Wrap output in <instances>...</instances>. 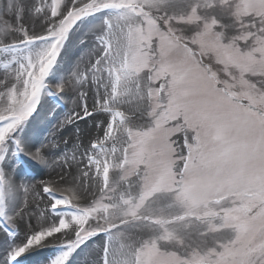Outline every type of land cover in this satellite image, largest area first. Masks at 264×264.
I'll return each mask as SVG.
<instances>
[{
	"label": "snow or ice",
	"instance_id": "1",
	"mask_svg": "<svg viewBox=\"0 0 264 264\" xmlns=\"http://www.w3.org/2000/svg\"><path fill=\"white\" fill-rule=\"evenodd\" d=\"M45 249L264 264V0H0V264Z\"/></svg>",
	"mask_w": 264,
	"mask_h": 264
},
{
	"label": "rangeland",
	"instance_id": "2",
	"mask_svg": "<svg viewBox=\"0 0 264 264\" xmlns=\"http://www.w3.org/2000/svg\"><path fill=\"white\" fill-rule=\"evenodd\" d=\"M75 52V49H71L70 50V55L73 54ZM68 110H71L72 105L68 104ZM49 254V250L45 249L42 252H37L28 262L27 264H41V261L44 259V257H46Z\"/></svg>",
	"mask_w": 264,
	"mask_h": 264
}]
</instances>
